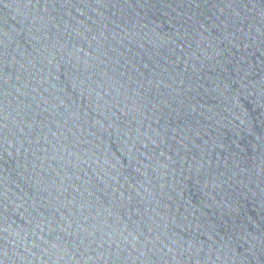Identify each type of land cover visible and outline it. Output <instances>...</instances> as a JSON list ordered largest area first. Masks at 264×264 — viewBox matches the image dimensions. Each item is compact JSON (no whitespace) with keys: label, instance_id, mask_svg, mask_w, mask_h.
<instances>
[{"label":"water","instance_id":"1","mask_svg":"<svg viewBox=\"0 0 264 264\" xmlns=\"http://www.w3.org/2000/svg\"><path fill=\"white\" fill-rule=\"evenodd\" d=\"M0 264H264V0H0Z\"/></svg>","mask_w":264,"mask_h":264}]
</instances>
